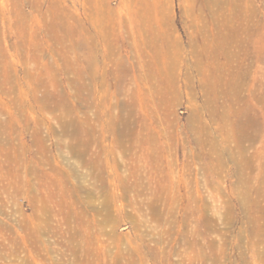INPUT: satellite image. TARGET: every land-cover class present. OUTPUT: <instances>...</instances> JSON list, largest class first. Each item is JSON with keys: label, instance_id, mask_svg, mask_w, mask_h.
Returning <instances> with one entry per match:
<instances>
[{"label": "rangeland", "instance_id": "1", "mask_svg": "<svg viewBox=\"0 0 264 264\" xmlns=\"http://www.w3.org/2000/svg\"><path fill=\"white\" fill-rule=\"evenodd\" d=\"M227 2L0 0V264H264V23L240 97L211 114L200 84Z\"/></svg>", "mask_w": 264, "mask_h": 264}, {"label": "bare ground", "instance_id": "2", "mask_svg": "<svg viewBox=\"0 0 264 264\" xmlns=\"http://www.w3.org/2000/svg\"><path fill=\"white\" fill-rule=\"evenodd\" d=\"M155 2V0H153ZM249 1L251 0H228V2L226 3L225 7H224V11L223 13V23L222 25L228 29V28H232V30L234 31V34L232 36V39L230 40V42H225L226 45H228L227 47H233L234 50L227 48L228 50L224 53L225 54V58H226V63H222L223 65H220L217 61L212 62L211 65L213 66V75L212 78L214 79V84L213 85H209L207 86L206 84V80H200V84L202 87V91H203V95L205 96V105L209 108L213 110H217L218 108H221V104L218 105V99L221 98V95L223 93H229L228 91L231 90L232 94H236L237 96L240 97V90L244 89L245 86V78L248 76L249 74V70L247 69L246 72L244 73V75L242 76L243 73H241L240 71H238L237 69L238 67V61L240 63V65L244 64L246 61V56L241 53L240 47H242V49L245 46V41L243 39V35L245 32H247L250 29H256L257 26L259 25V23L263 22L264 23V19H260L259 17H257V7L253 4L250 3ZM253 1V0H252ZM255 3V2H254ZM153 7L155 6V3H152ZM258 6V5H257ZM219 10V9H218ZM98 16V15H97ZM103 17V16H102ZM105 18V17H104ZM136 20H137V25L139 26V34H151L150 36V40L152 44H156V36L158 37V35L161 33H163V31H160V19L158 18V14L156 12H151L150 10H148V8H143L142 13H139L136 16ZM264 18V17H263ZM49 19V18H48ZM99 19V18H98ZM52 21V20H51ZM65 21V20H64ZM55 22V21H54ZM53 23V22H52ZM66 23V21H65ZM94 23V22H93ZM111 24V23H110ZM57 25V24H56ZM63 27V26H62ZM102 30V29H101ZM132 30V29H131ZM63 32V31H61ZM134 32V31H133ZM53 33V32H52ZM105 35V33H104ZM67 39V38H66ZM101 39V38H100ZM63 40V39H62ZM158 40V39H157ZM70 42V41H69ZM129 43V42H128ZM163 45V44H162ZM111 48V47H110ZM136 49V48H135ZM112 50V49H111ZM225 50V48L223 49ZM118 51V50H117ZM158 52H160L158 50ZM172 51H170L171 53ZM240 52V53H239ZM93 53V52H92ZM120 54V53H119ZM164 53V57H165ZM168 54V53H167ZM112 55V54H111ZM143 55V54H142ZM170 55V54H169ZM94 55L92 54V58L91 59H96L98 57H93ZM107 57V55L102 54L100 56V58H102V60H104ZM169 57V56H168ZM166 58V57H165ZM200 58V57H199ZM157 59V58H156ZM161 59V58H159ZM178 59V58H177ZM158 60V59H157ZM159 61V60H158ZM170 61V60H169ZM202 62V61H201ZM233 62H237V65H234ZM109 64V63H108ZM144 64V63H143ZM163 64V63H162ZM132 65V64H131ZM145 65V64H144ZM143 65V66H144ZM115 66V65H114ZM167 66V65H166ZM119 69V68H118ZM155 70V69H154ZM143 71V70H142ZM170 72V71H169ZM155 73V72H154ZM93 74V73H91ZM101 75V74H100ZM150 75V73H149ZM153 75V74H152ZM89 77V76H88ZM154 77V76H153ZM208 77L210 78V75H208ZM92 78V75H91ZM158 78V77H157ZM244 78V79H243ZM80 79V78H79ZM252 81L255 82V78L252 77L251 78ZM88 80V79H87ZM139 80V79H138ZM90 81V79H89ZM118 81V80H117ZM93 82V81H92ZM90 82V83H92ZM137 82V81H136ZM81 83V82H80ZM96 83V82H95ZM105 83V82H104ZM205 83V85H204ZM247 83V82H246ZM109 84V83H108ZM136 84V83H135ZM228 87V90L225 89V91L221 90V85H225ZM84 85V84H83ZM81 85V86H83ZM96 86V85H95ZM106 87V86H105ZM115 87V86H114ZM121 87V86H120ZM84 88V87H83ZM82 88V89H83ZM78 89V88H77ZM97 89V88H96ZM99 90V89H98ZM46 91V90H45ZM81 91V88H80ZM212 96L209 98V96ZM229 96H231L230 94H228ZM204 98V97H203ZM215 104V105H214ZM131 105V104H130ZM102 106V105H101ZM120 106V105H119ZM98 109V108H97ZM209 110V112L212 114V112H216L215 110L213 111ZM125 111V110H124ZM127 112V111H126ZM125 112V113H126ZM223 112V111H222ZM157 113V112H156ZM105 113H102V115ZM223 113L221 114V118H224V116H222ZM121 116V115H120ZM157 117V116H156ZM214 117V115H213ZM160 119V118H159ZM158 119V120H159ZM213 119V118H212ZM103 121V120H102ZM73 122V121H72ZM122 122V121H121ZM102 123V122H101ZM123 123V122H122ZM162 123V122H161ZM71 124V122H70ZM65 124H63L64 126ZM69 126V123L68 125ZM71 127V126H70ZM135 126H133V120L131 119V115H127V119L124 123V126L121 130H118V138L120 139H128L130 140L131 137L136 133V131L134 130ZM67 128V127H66ZM70 129V128H69ZM136 129V128H135ZM71 130V129H70ZM194 130V129H192ZM73 131V130H72ZM71 131V133H72ZM74 131H77L74 129ZM252 132V131H251ZM67 133V132H66ZM137 134V133H136ZM141 134V130H138V135ZM242 134V133H241ZM251 134V133H250ZM78 135V134H77ZM80 135V134H79ZM250 136V135H249ZM76 137V136H75ZM80 137V136H79ZM143 137V135H142ZM243 137V136H242ZM77 139V138H76ZM79 139V138H78ZM141 139V138H140ZM71 140V139H70ZM132 140V139H131ZM75 142V141H74ZM79 144V143H78ZM89 144V142H88ZM87 144V145H88ZM120 144V143H119ZM123 144V143H122ZM121 144V145H122ZM84 145V143H83ZM73 146V145H72ZM97 148V147H96ZM101 148V147H100ZM128 149V148H127ZM140 149V148H139ZM80 150V147H79ZM83 151V150H82ZM86 153V152H85ZM126 153V152H125ZM129 156V155H128ZM135 156V155H134ZM125 157V156H124ZM127 157V156H126ZM108 158V157H107ZM88 160V159H87ZM107 161V160H106ZM86 162V161H85ZM49 163V162H48ZM105 163V162H104ZM52 166V165H51ZM135 166V165H134ZM94 168V167H93ZM13 169V168H12ZM37 171V170H36ZM103 171V170H102ZM36 174V173H35ZM43 175V174H41ZM28 177V176H27ZM41 177V176H40ZM98 178V177H97ZM18 179V178H17ZM27 180V179H26ZM57 180V179H56ZM41 183V182H40ZM15 185V184H14ZM145 186V185H144ZM96 187V186H95ZM24 188V187H23ZM52 188V187H51ZM25 189V188H24ZM26 190V189H25ZM24 191V190H23ZM76 191V190H75ZM142 191V190H141ZM73 192V191H72ZM93 192V191H92ZM31 193V192H30ZM35 196L33 197V201H35ZM155 202V201H154ZM12 203V202H11ZM154 204V203H153ZM157 204V203H156ZM108 205V203H105V207ZM109 207V206H108ZM107 207V208H108ZM90 210H93V212H96V209H94V207L91 205L90 206ZM106 214V213H105ZM35 215V214H34ZM94 218V217H93ZM38 219V218H37ZM51 219V218H50ZM106 221H108V218L106 217ZM48 222V221H47ZM50 224V223H49ZM97 225V224H96ZM95 229V228H94ZM96 235V234H95Z\"/></svg>", "mask_w": 264, "mask_h": 264}]
</instances>
